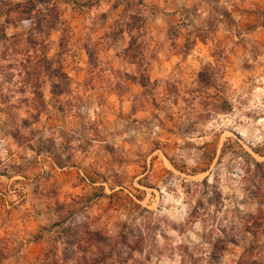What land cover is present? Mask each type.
<instances>
[{"label": "rangeland", "instance_id": "1", "mask_svg": "<svg viewBox=\"0 0 264 264\" xmlns=\"http://www.w3.org/2000/svg\"><path fill=\"white\" fill-rule=\"evenodd\" d=\"M0 264H264V0H0Z\"/></svg>", "mask_w": 264, "mask_h": 264}]
</instances>
